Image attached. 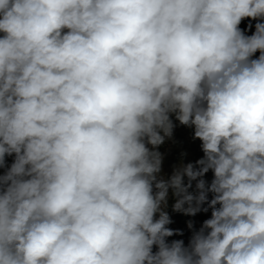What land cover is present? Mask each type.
<instances>
[{"label":"clouds","instance_id":"1","mask_svg":"<svg viewBox=\"0 0 264 264\" xmlns=\"http://www.w3.org/2000/svg\"><path fill=\"white\" fill-rule=\"evenodd\" d=\"M0 34V264H264V0H0ZM170 197L211 210L187 245Z\"/></svg>","mask_w":264,"mask_h":264},{"label":"trees","instance_id":"2","mask_svg":"<svg viewBox=\"0 0 264 264\" xmlns=\"http://www.w3.org/2000/svg\"><path fill=\"white\" fill-rule=\"evenodd\" d=\"M257 20H252L251 18H246L241 21V24L239 25L240 28L243 29H250L254 28L255 32V24L257 23ZM253 34V33H252ZM251 34V35H252ZM2 35V34H0ZM250 36V35H249ZM259 52L255 54L253 58H256L259 56ZM176 124V127L174 128V133H173V140L168 141L165 145H162L159 149V151L166 152L167 154L170 152L169 156L178 158V159H185L186 155H181L182 153H192L194 155L196 152H202L201 150V142L199 140H193L192 135L193 131L192 129L180 125L178 121H174ZM173 152V153H172ZM165 154V155H167ZM197 155V154H196ZM195 155V156H196ZM14 160V156H8L6 157V162L7 165L10 166L11 163ZM6 169L0 168V174H3ZM174 203V199L170 197L169 199V204L172 205ZM175 214V218L177 217L179 219L178 225H181L179 227L178 233L182 231L183 236L186 238L187 234L184 231L185 230V225H187V221H190L191 218L189 215H185L184 213L181 212H173ZM189 219V220H188ZM193 223V221H191ZM194 224V223H193ZM177 233L174 231L173 236L166 238L167 241L170 243L171 241L177 239ZM153 251H156V248L154 247Z\"/></svg>","mask_w":264,"mask_h":264},{"label":"rangeland","instance_id":"3","mask_svg":"<svg viewBox=\"0 0 264 264\" xmlns=\"http://www.w3.org/2000/svg\"><path fill=\"white\" fill-rule=\"evenodd\" d=\"M241 31L249 36L251 35L252 33H254V28H250V29H243V28H240ZM164 154H167L166 152H163ZM173 153V152H172ZM170 152L165 155V159H164V163H163V171L165 174L167 175H171L172 171H173V168L175 166H177L181 161L185 164L189 163V162H192V163H195L196 160L202 158L203 156V152H196L194 155H192V153H187L186 156H185V159H178V158H174V157H170L169 156ZM197 154V155H196ZM196 155V156H195ZM205 179L210 183L211 182V179H212V172L209 171L206 175H205ZM189 191H195V182H193V187L191 189H189ZM166 211L168 212L171 220H172V223H170L169 225H167V227H169L170 229L173 230V232L175 231L177 234V239L175 240H183L185 242V245L188 244L189 242V239L192 235V229H189L188 227V222L187 221V225H185V232L187 234L186 238L183 236L182 234V231L180 233H178V230H179V227L181 225H178V222H179V219L175 216V214L173 212V209H172V205L168 204V207L166 209ZM211 216V210H209L207 213L205 212H199L197 213L195 216H190L191 220L190 221H193V226L195 229H199V227L202 225L203 221L210 218ZM189 220V219H188Z\"/></svg>","mask_w":264,"mask_h":264}]
</instances>
